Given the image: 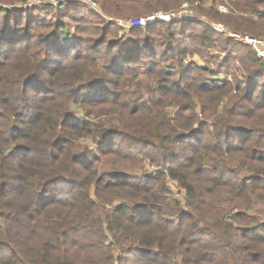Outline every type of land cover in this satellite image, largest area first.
I'll return each mask as SVG.
<instances>
[{
    "label": "trees",
    "instance_id": "obj_1",
    "mask_svg": "<svg viewBox=\"0 0 264 264\" xmlns=\"http://www.w3.org/2000/svg\"><path fill=\"white\" fill-rule=\"evenodd\" d=\"M28 1L0 0V264H264V64L203 24L106 23L187 3L264 38V0Z\"/></svg>",
    "mask_w": 264,
    "mask_h": 264
},
{
    "label": "rangeland",
    "instance_id": "obj_2",
    "mask_svg": "<svg viewBox=\"0 0 264 264\" xmlns=\"http://www.w3.org/2000/svg\"><path fill=\"white\" fill-rule=\"evenodd\" d=\"M57 1L60 2L57 6H60V4L63 2L62 0H57ZM67 1L72 2L74 0H67ZM27 3H28L27 5L25 3L24 4H19L18 3L19 5H16V4H15L16 6L15 5H10V6H7L6 8H9V9H12V10H16V9L21 8V7H25V8L38 7V6L41 7V6H43L42 4H50V0H30ZM75 3L83 4L84 6L88 7L90 10L92 9V10L95 11V9H97V6L94 7V5L91 3V0H77V1H75ZM51 5H53L52 2H51ZM57 6H54V7H57ZM217 7H218V10L221 13H224V14L228 13V9L225 8L224 6L218 5ZM53 17H54V14H52L50 16V18H53ZM152 17H158V18L161 17L162 21H159V22L167 23V24L183 23V22H193V23H196L198 25L199 24H203V25H206L207 27L211 28L216 34L220 35L223 39H225L227 41L228 40L231 41L228 38V32L231 33L232 31H229L228 29H226V28H224V27L212 22L211 20H209L204 15H198L193 9L190 8V6H188L187 3H185L184 6L182 7V9H180L176 13H171V14L170 13H155L154 16H152ZM166 17H167V19H166ZM106 21H107L106 23L117 25V27L120 28L119 36H118L119 39L122 38L123 36L129 35L128 34L129 29H131V26L134 23L132 21H122V20H116V19H111V18H108ZM64 22H68L67 19ZM154 23H156V21L148 22V25L154 24ZM113 31L115 32V29H113ZM72 32H73V29H71V33ZM232 33H239V32H232ZM239 34L248 35V34H243V33H239ZM116 35H117V33H116ZM248 36H252V35H248ZM252 37H256V36H252ZM256 38H259V37H256ZM262 39H264V38H262ZM245 47L247 49H249L250 51H252L249 47H247V46H245ZM210 54L212 56H215V57H220L221 60H225L227 58V56H228L227 51H225L224 49L220 50V49H218L216 47L210 49ZM202 58H203L202 56L195 55V57H193L190 60H192L193 62L197 63L200 66H205L206 63H205L204 59H202ZM221 64H222L221 66H223V63H221ZM210 68L218 70V68L216 66H212ZM221 70H223V69H221ZM230 70H231L230 73H228V72L227 73H222V75H220L221 76L220 78H222V79L226 78L230 82L235 83L236 81L232 77L233 73L235 75H237L239 79L241 78L240 81L242 80L243 76L244 77L246 76V74L243 72L241 66H239V65L234 64V66ZM219 72H222V71H219ZM205 76L207 77L208 75H205ZM210 77H211V75L208 76V78H210ZM214 77H216V76H212L211 78H214ZM223 106L225 107L224 103L221 104V108ZM175 112H176V110L174 108H168V110H167V113L169 114V116H172V117L175 115ZM81 144L88 145L90 143L87 142V141L82 140ZM155 170L156 169L153 166H150V165H146L145 167H143V171L145 173H148V174L153 173ZM168 185L170 186V189H171L172 193L174 194V197L176 199H178L182 203L183 206H185L186 205V203H185V200H186L185 191L181 190L179 188V185L177 183H175V182H170V184H168ZM119 204H121V202H117L114 205L116 207ZM109 207H112V205L111 206L109 205L108 208Z\"/></svg>",
    "mask_w": 264,
    "mask_h": 264
},
{
    "label": "built area",
    "instance_id": "obj_3",
    "mask_svg": "<svg viewBox=\"0 0 264 264\" xmlns=\"http://www.w3.org/2000/svg\"><path fill=\"white\" fill-rule=\"evenodd\" d=\"M57 6L60 2H58L57 0H50V4ZM91 3L94 5V7H96L97 5L91 1ZM167 19V17H166ZM154 22V21H162L161 17H152V18H145V19H141L139 21H132L134 22L131 26L132 27H136V26H146L148 25V22ZM228 38L238 44L244 45L249 47L258 57V59L264 64V39L262 38H256V37H252V36H248V35H242L239 33H229L228 32Z\"/></svg>",
    "mask_w": 264,
    "mask_h": 264
}]
</instances>
